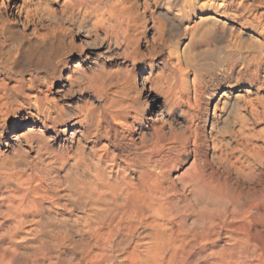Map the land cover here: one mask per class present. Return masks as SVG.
I'll return each instance as SVG.
<instances>
[{
    "label": "bare ground",
    "instance_id": "obj_1",
    "mask_svg": "<svg viewBox=\"0 0 264 264\" xmlns=\"http://www.w3.org/2000/svg\"><path fill=\"white\" fill-rule=\"evenodd\" d=\"M62 1L0 0L8 9L0 15V29L9 39H17V30L24 29L33 40H51L67 53L66 66H46L59 78L47 87L28 88L32 102L10 108L0 120V151L7 156L26 152L20 159L31 161L24 164L15 187L0 188V264H37L29 256L40 252L45 264H191L200 254L224 257L233 249L238 264H264V0H139L147 23L137 33V49L118 45L106 63L113 68L134 66L136 83L143 89L141 100L150 103L141 109L143 123L124 134L119 145L113 143L119 139L115 130L132 123L130 119L114 122L112 139L102 134L86 139L91 120L67 118V109L89 96L67 95L72 90L70 70L78 61L87 67L97 53L108 52L109 44L107 21L98 16L93 21L99 25L96 36L77 32L67 47L73 28L56 19L63 15ZM45 5L53 9L52 19L48 30L37 32L24 22L34 8ZM97 40L98 46H90ZM49 51L37 46L28 60L33 55L43 59ZM115 52L120 55L114 57ZM17 61L16 70L25 66L20 56ZM169 61L181 77L175 98L142 83L167 71ZM15 84L3 80L0 90ZM45 101L56 111H45ZM161 109L168 121L165 130L179 141L174 152L156 143ZM25 133L40 142L52 139L41 150L24 141ZM81 145L85 159L93 150L100 153L99 167L108 172L107 183L97 187L94 195L99 199L90 207L66 211L60 205L72 203L66 197L73 195L74 185L68 175L72 161L64 163V154L78 153ZM139 145L160 152L154 175L131 163ZM202 168L223 170L224 182L218 187L225 194V206L197 208L179 195L182 185L187 191L183 182L193 170ZM233 175L239 177L236 185L230 183ZM221 216L218 224L214 221L215 239L209 233V238L199 239V248L189 251L184 238L189 228Z\"/></svg>",
    "mask_w": 264,
    "mask_h": 264
},
{
    "label": "clouds",
    "instance_id": "obj_2",
    "mask_svg": "<svg viewBox=\"0 0 264 264\" xmlns=\"http://www.w3.org/2000/svg\"><path fill=\"white\" fill-rule=\"evenodd\" d=\"M7 0H5V3ZM27 3L28 0H25ZM5 3H0V15L7 13L8 9ZM48 3L59 4L60 0H48ZM145 5L139 0H65L61 6L63 15L57 14L56 19L59 23L67 21L68 25L73 28V32L66 37V46L68 40H72L77 32H84L86 35L95 37L99 25L93 24L98 16H103L107 21L108 29V52L97 53L94 58H91L87 67L83 66L82 61L75 63L70 70L71 75L67 77L68 82L72 85V90L67 93L69 96H75L78 92H87L89 96L82 97L80 103L74 107L67 109L68 119L74 116H79L81 120H91L88 135L86 139H91L99 135H104L112 139L114 122L128 121L132 123H123L120 129L115 130L116 136L119 139L113 140V143L119 145L124 139V134L135 132L134 127L137 123H143L141 117V109L147 107L150 101L141 100L142 87L137 85L136 69L129 65L124 68H113L107 65L109 54L114 52L118 45H123L133 51L138 46V31H143L144 25L147 23L143 12ZM85 12L87 15H85ZM53 9L47 5L41 8H34L29 16V20L24 23H31L39 32L41 29L48 30L47 23L52 19ZM19 36L15 40L9 39L5 30L0 29V73H3V78L0 80L11 81L15 80L16 84L13 87H4L0 90V120H3L9 113L10 108L20 107L30 104L32 101L27 97V89L39 88L40 86H49L53 79L59 77L47 71L46 66H66V51L65 48L53 45L51 40L42 42L33 40L31 33L24 29H18ZM100 44L97 40L90 45L96 47ZM39 46L40 48H49L50 51L43 59L33 55L29 62L28 56L33 53V50ZM88 46V45H86ZM120 52H115V56H119ZM17 56L25 62V66L19 68ZM113 57V58H114ZM167 71H161L156 78L145 79L143 85H151L159 94L167 97L175 98L180 89L177 88L178 81L181 79L178 73L171 70V61L166 65ZM25 77H28L25 79ZM41 100H44L41 97ZM166 102V101H164ZM44 110L47 112L56 111L50 101L44 102ZM61 112L64 109L60 110ZM59 114V113H58ZM147 119V116H144ZM156 119L160 121V136L156 141L157 144L164 146L165 152H174L176 144L179 143L177 135L172 131L165 130V125L168 121L164 118V110L161 109ZM42 135V134H41ZM190 136V133L188 134ZM19 139V137H16ZM23 139L26 143L40 147L41 150L50 143L52 137L44 138L40 142L35 135L23 134ZM148 139V137H144ZM139 144V141H132ZM141 150L138 156L131 161L132 164L138 165L139 169L148 175H154L160 167L159 160L160 152H157L150 145H139ZM0 147H3L0 145ZM27 153H18L14 156H7L4 151H0V188L15 187L16 181L19 179L23 171L24 164H30L31 161H22L20 156L27 157ZM100 153L95 150L85 159L83 145L78 153L69 155L64 154V163L69 164L73 187V195L66 197L72 203L61 204L60 206L66 211H71L73 208L79 210L81 206H91L90 202L99 199L94 193L97 187L104 188L107 183L108 172L99 167ZM91 165V166H89ZM123 171V170H122ZM223 170H208L201 169L200 171L193 170L191 177L187 178L183 183L187 185V191L178 190L181 197L187 200L190 204L200 207L211 208L213 206L221 207L226 204L225 194L218 187L224 182ZM239 177L233 175L230 183L236 185ZM69 185H65L68 187ZM78 193V195H77ZM111 203V195L107 198ZM79 202V203H77ZM223 217H213L206 224L195 223L189 228L187 235L184 237L188 240L189 251H195L200 247L199 239L210 238L215 239V233L218 228L215 223H219ZM227 227V225H223ZM198 227L201 231L193 233L192 228ZM237 229H233L236 231ZM264 234V228H262ZM11 233L5 232L8 236ZM260 246L264 248V240L260 241ZM238 247V246H237ZM232 253L225 254L221 257L218 253L206 252L198 255L193 259L191 264H238V261L233 259ZM20 255H24L21 253ZM44 253L40 252L37 256H29V261L35 260L37 264H45Z\"/></svg>",
    "mask_w": 264,
    "mask_h": 264
},
{
    "label": "rangeland",
    "instance_id": "obj_3",
    "mask_svg": "<svg viewBox=\"0 0 264 264\" xmlns=\"http://www.w3.org/2000/svg\"><path fill=\"white\" fill-rule=\"evenodd\" d=\"M62 1V0H61ZM63 3V1L61 2V4Z\"/></svg>",
    "mask_w": 264,
    "mask_h": 264
}]
</instances>
